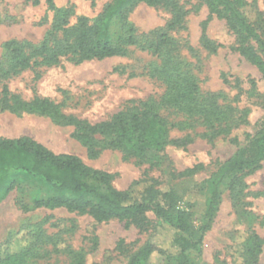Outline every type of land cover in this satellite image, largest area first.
I'll return each mask as SVG.
<instances>
[{
  "label": "rangeland",
  "instance_id": "obj_1",
  "mask_svg": "<svg viewBox=\"0 0 264 264\" xmlns=\"http://www.w3.org/2000/svg\"><path fill=\"white\" fill-rule=\"evenodd\" d=\"M112 1L55 0V5L74 8L70 19V26H74L81 16L97 17ZM179 1L187 15L185 29L170 32L179 43L176 53L196 76L203 93H219V103L232 108L235 125L229 134L210 140L198 136L183 146L169 144L152 162L126 157L113 148L91 158L87 147L73 137V126L56 123L47 115L0 110V138L29 136L57 154L77 155L90 167L113 174L112 186L118 190H126L134 181H140L136 194L150 185L168 192L175 198L177 208L192 215L198 228L205 223L207 180L250 136L264 129V74L231 49L238 45L237 35L225 18L214 16L207 26L209 38L224 47L214 54L205 50L200 37L202 23L210 13L206 0ZM258 10L261 19L251 8L245 9L264 39V0H258ZM54 16L55 11L49 9L45 0L37 5L25 0L0 1V55L4 53V44L12 39L43 41L52 28ZM170 18L171 13L164 8L140 4L129 21L142 34L165 27ZM249 44L260 52L255 42ZM161 61V57L133 46L127 56L82 63L64 58L57 66L40 67L39 79H35L33 70H27L9 80L8 85L26 100L35 94L48 97L61 104L64 113L97 123L120 111L129 100L159 99L165 86L151 77L148 69L150 64ZM202 130L196 128L198 132ZM186 132L173 129L171 137L179 138ZM195 166L199 169L194 174L181 175ZM243 183H237L231 190L223 188L218 212L197 256L198 264H242V249L248 235L256 231L264 239V160L258 170L243 177ZM37 194L36 189L22 185L1 201L0 257L27 249L39 224L47 235L56 236L59 245L83 250L84 264H128L130 257L149 239L165 250L175 251L171 245L173 230L153 211L146 212L140 223L112 219L95 225L91 216L66 208L25 210ZM47 248L52 249V245ZM68 263L67 254L54 252L35 264ZM152 263L164 264L162 256L155 253ZM258 264H264V245Z\"/></svg>",
  "mask_w": 264,
  "mask_h": 264
},
{
  "label": "trees",
  "instance_id": "obj_2",
  "mask_svg": "<svg viewBox=\"0 0 264 264\" xmlns=\"http://www.w3.org/2000/svg\"><path fill=\"white\" fill-rule=\"evenodd\" d=\"M25 1L37 5L42 0ZM45 1L55 11L47 37L39 43L12 39L4 44V53L0 55V110L47 115L56 123L73 126V137L87 147L91 158L113 148L121 150L126 157L152 162L169 144L183 146L198 136L210 140L232 131L235 125L232 108L219 103V93H203L196 76L176 53L179 43L170 32L185 29L187 15L179 0H113L97 17L81 16L74 26H70L73 7L56 8L55 0ZM206 3L210 13L202 23L201 46L213 54L224 47L209 38L207 26L214 16L225 18L237 35L238 45L231 49L264 74V39L245 11L251 8L261 19L258 0H206ZM140 4L164 8L171 13V18L165 27L139 34L129 16ZM249 42H255L260 52ZM133 46L162 58L160 64H150L148 74L160 80L165 91L159 99L129 100L104 121L91 123L68 115L61 104L37 94L26 100L8 85L9 80L27 70H33L35 79H39L40 67L57 66L64 58L82 63L127 56ZM197 127L203 130L198 132ZM173 129L188 132L173 138ZM263 160L264 129L250 136L207 180L205 223L197 228L192 215L177 208L175 198L168 192L150 185L136 194L140 181H134L126 190H118L112 186L113 174L90 167L77 155L57 154L29 136L0 138V203L14 189L27 185L38 191L31 204L24 208L27 211L66 208L91 216L95 225L112 219L140 223L146 212L153 211L173 230L171 245L175 251L165 250L149 239L130 257L128 264H153L155 253L162 256L164 264H198L197 256L218 212L223 188L227 186L231 190L237 183L243 185V177L258 170ZM198 169V166L186 169L181 175L194 174ZM33 238L27 249L0 257V264H35L54 252L67 254L68 264L85 262L83 250L59 245L56 236L47 235L41 224L36 226ZM263 245L264 239L252 231L243 245L242 264H258Z\"/></svg>",
  "mask_w": 264,
  "mask_h": 264
}]
</instances>
